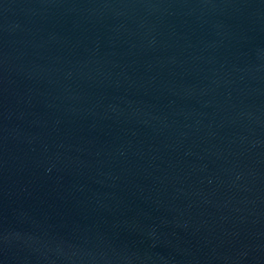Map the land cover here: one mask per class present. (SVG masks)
<instances>
[{"label":"water","instance_id":"water-1","mask_svg":"<svg viewBox=\"0 0 264 264\" xmlns=\"http://www.w3.org/2000/svg\"><path fill=\"white\" fill-rule=\"evenodd\" d=\"M0 264H264V0H0Z\"/></svg>","mask_w":264,"mask_h":264}]
</instances>
